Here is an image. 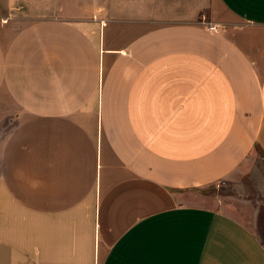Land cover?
<instances>
[{"label": "crops", "instance_id": "obj_1", "mask_svg": "<svg viewBox=\"0 0 264 264\" xmlns=\"http://www.w3.org/2000/svg\"><path fill=\"white\" fill-rule=\"evenodd\" d=\"M263 161L264 0H0V264H264Z\"/></svg>", "mask_w": 264, "mask_h": 264}, {"label": "rangeland", "instance_id": "obj_2", "mask_svg": "<svg viewBox=\"0 0 264 264\" xmlns=\"http://www.w3.org/2000/svg\"><path fill=\"white\" fill-rule=\"evenodd\" d=\"M260 169H264V161L259 164ZM245 185L249 190L250 197L254 200L257 208H259V215L257 216V221L255 223L256 231L260 237L262 243L264 244V195L261 192L255 190V184L253 180L249 179V176L245 179ZM223 188L222 190H224ZM221 190V189H220Z\"/></svg>", "mask_w": 264, "mask_h": 264}, {"label": "built area", "instance_id": "obj_3", "mask_svg": "<svg viewBox=\"0 0 264 264\" xmlns=\"http://www.w3.org/2000/svg\"><path fill=\"white\" fill-rule=\"evenodd\" d=\"M216 27H211V29H215Z\"/></svg>", "mask_w": 264, "mask_h": 264}]
</instances>
